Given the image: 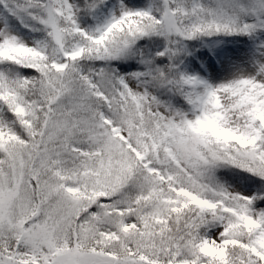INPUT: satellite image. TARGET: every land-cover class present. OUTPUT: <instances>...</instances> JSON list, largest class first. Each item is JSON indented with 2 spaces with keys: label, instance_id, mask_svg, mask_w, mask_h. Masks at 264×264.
I'll use <instances>...</instances> for the list:
<instances>
[{
  "label": "snow or ice",
  "instance_id": "1",
  "mask_svg": "<svg viewBox=\"0 0 264 264\" xmlns=\"http://www.w3.org/2000/svg\"><path fill=\"white\" fill-rule=\"evenodd\" d=\"M0 264H264V0H0Z\"/></svg>",
  "mask_w": 264,
  "mask_h": 264
}]
</instances>
